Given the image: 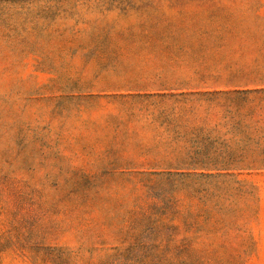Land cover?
<instances>
[{"label":"rangeland","instance_id":"rangeland-1","mask_svg":"<svg viewBox=\"0 0 264 264\" xmlns=\"http://www.w3.org/2000/svg\"><path fill=\"white\" fill-rule=\"evenodd\" d=\"M197 92L231 166L158 118ZM0 264H264V0H0Z\"/></svg>","mask_w":264,"mask_h":264},{"label":"trees","instance_id":"trees-1","mask_svg":"<svg viewBox=\"0 0 264 264\" xmlns=\"http://www.w3.org/2000/svg\"><path fill=\"white\" fill-rule=\"evenodd\" d=\"M163 99L166 105L158 115L162 124L190 129L189 134L175 139L190 145V149L195 147L179 157L183 163L226 167L243 157L248 140L241 130L245 116L235 107L240 104L239 98L229 93L197 92Z\"/></svg>","mask_w":264,"mask_h":264}]
</instances>
